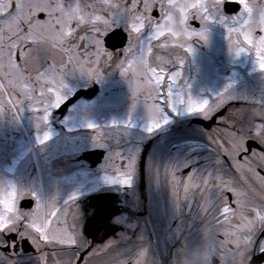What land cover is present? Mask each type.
<instances>
[{"label":"snow or ice","instance_id":"obj_1","mask_svg":"<svg viewBox=\"0 0 264 264\" xmlns=\"http://www.w3.org/2000/svg\"><path fill=\"white\" fill-rule=\"evenodd\" d=\"M99 2L109 10L107 15L88 11L79 0H0V111L5 105L15 110L27 99L33 111L42 114L37 119L46 123L50 109L59 107L64 99L63 77L70 70L69 65L92 77L99 75L102 63L115 61L121 73L128 76L133 96L143 98L148 113L147 132L167 123L169 109H183L208 119L231 100L228 86L212 100L185 96L179 90V70L174 68L183 63L184 50L191 52L190 39H205L204 25L217 17L227 28L230 49L237 55L253 51L256 67L264 71V5L258 9L257 0ZM85 25L90 26L88 31H80ZM121 30L127 43L122 48L106 46L109 37ZM77 38L80 43L68 44ZM45 40L60 50L58 64L55 60L47 67L41 63L42 59H50L41 46ZM29 64L37 65L34 73L28 71ZM238 117L239 113L233 115L232 110L226 116H215L225 125L223 130L213 129L216 135L210 134L211 142L217 145L216 159L222 169L205 173L193 169L183 177H172L173 188L178 197L187 200L190 214L187 220L180 218L175 223L178 233H191L198 220L208 217L242 249L247 264H253V252L264 254V205H250L247 190L231 173L247 183L246 172H251L264 186V172L249 162L250 157L264 161V111H255L244 120ZM246 120L255 125L251 136L228 127L237 121L243 126ZM87 127L95 129L97 125L89 123ZM50 135L45 130L37 140L43 143ZM109 167L112 175L106 179L110 183L131 182V160L115 153ZM246 207H251V214L237 212V208ZM78 215V210L67 202L58 207L15 184L0 186V264H17L23 252L21 243H30L37 250L40 264H47L46 254L40 251L44 245L68 250L69 264H149L143 247L125 251L112 240L103 244L90 242L81 232ZM233 215L239 216L240 223H231ZM259 264H264V260Z\"/></svg>","mask_w":264,"mask_h":264},{"label":"flooded vegetation","instance_id":"obj_2","mask_svg":"<svg viewBox=\"0 0 264 264\" xmlns=\"http://www.w3.org/2000/svg\"><path fill=\"white\" fill-rule=\"evenodd\" d=\"M79 3L88 11H100L104 15L109 11L99 0H79ZM262 5L264 0H257V8ZM218 19L217 17L204 25L208 36V40L205 38L207 46L210 44L220 48L222 44L229 42L227 28ZM89 27L85 25L80 31L87 32ZM73 42L80 43L77 38L75 41L70 40L68 44ZM49 43L50 41L45 40L41 46L47 50ZM124 43H127L126 34L121 30L109 37L106 46L122 48ZM190 43L192 50L194 48L196 54H203L206 59L202 58L199 69H185V65L192 60L197 61V58L192 59L185 51L182 52L183 59L186 58L185 64L174 68L181 72L178 81L182 94L212 100L228 86L227 94L231 100L212 117L205 119L198 113L182 112L181 109L172 112L169 109L167 123L149 133L145 130L148 113L143 98L133 96L128 76L121 73L115 61L102 63L99 75L92 77L69 65L70 70L63 77L64 99L59 107L50 109L46 123L41 119L42 132L47 130L51 133L47 141L36 143L31 138H25L28 135L19 134L23 138L21 145L28 141L31 144L29 152L22 151L13 144L15 135L11 141L6 138L10 134L6 129L10 125L5 123L3 127L0 126L1 144L9 147V150L15 145V151L20 152L19 156L14 155V161L6 160L9 162V170L5 174L0 172V186L15 184L21 189L36 192L41 199L58 207L67 202L78 210L76 220L83 236L90 242L103 244L112 240L116 247L125 251L143 247L147 250L149 264H161V261L163 264H181L178 245L183 243L188 247L197 246L205 225L215 229L220 246L218 255L222 254L225 247L238 248L232 237L225 236L206 216L195 223L191 233L187 230L183 233L176 231L175 222L180 218L187 220L190 214L187 200L182 196L178 197L173 188L172 177H183L193 169L197 173L222 169L223 165L216 159L217 145L211 142L210 134L216 135L213 129L219 127L223 130L225 125L215 116H226L232 110L233 115L239 113L238 119L244 120L255 111H264V71L256 67L255 55L251 50L244 55H237L231 49L225 58V53L221 56L219 53H211L202 39L193 37ZM223 48L225 49L224 46ZM54 50L57 52H46L50 59H42L44 67L53 63V60L59 63L62 54L58 48ZM36 67L37 65L29 64L28 71L34 73ZM71 99L73 101L67 107L64 106ZM195 119L204 123L196 124L193 122ZM89 123H94L97 127L88 128ZM228 127L247 136H251L255 129L252 120H246L243 126L237 121ZM148 144L141 169V152ZM92 151L100 155L98 163L93 166L92 161L87 160L90 156L83 155ZM115 153H120L125 160L132 162V167L128 170L131 177L129 184L110 183L106 179L112 175L109 165ZM249 162L251 166L264 172V161L250 157ZM225 174L230 173L225 171ZM231 174L247 190L250 205H264V186L253 178L251 172H246L247 183L239 181L238 175ZM96 195L103 197L90 200ZM30 206L31 204H22V207ZM99 208H104L105 214L102 216L111 212H116V215L104 223L94 224V227L90 224L88 238L83 227ZM237 212L251 214V207L237 208ZM231 223H240L239 216L233 215ZM19 247L23 248V252L17 258V264H40L37 250L30 243H21ZM40 251L46 254L47 264H69L71 260V253L59 246L44 245ZM255 255L257 253L253 252V256Z\"/></svg>","mask_w":264,"mask_h":264},{"label":"rangeland","instance_id":"obj_3","mask_svg":"<svg viewBox=\"0 0 264 264\" xmlns=\"http://www.w3.org/2000/svg\"><path fill=\"white\" fill-rule=\"evenodd\" d=\"M83 3V2H82ZM210 36V35H209ZM226 37V36H225ZM199 39V38H197ZM206 39L208 40V36L206 34ZM207 40L202 39V41L205 43V45L207 46ZM191 42V39L190 41ZM219 43H221V41H219ZM223 46L225 47V49L223 48ZM207 49L213 53L214 55H216V53H219V55L221 56L223 53H225V58H227V54L226 53H230V47H229V42H225V44H222V47H213L209 44V46H207ZM188 56L190 58H197V61L194 62H190L189 64L185 65L186 68L185 69H194V68H200L199 64L202 60V58L205 60L206 57L203 56V54H196V50L193 48V50H191V52H188L187 50H184ZM46 52H48L49 54L55 53L57 51L54 50V48L51 46V42L49 43V48L46 50ZM245 52H241V54L244 55ZM182 56H184L182 54ZM192 56V57H191ZM185 58V57H184ZM185 59H183V63L185 64ZM210 60V59H208ZM243 62V61H241ZM178 64L179 68L180 66H183L184 64ZM179 73L181 74V72L179 71ZM27 101V102H26ZM8 106L5 105L3 110L0 111V126L4 125L5 123L9 124L10 127H8L6 129V132H9L10 134L6 136V138L11 141L13 139V136L15 135V139L13 144L16 145L17 148H19L22 144V139L20 137L19 134H26L28 135V137L25 138H31L33 139L36 143H37V139L34 136H38L42 133V122L41 119L38 120L37 119V113L33 111V109L29 106V101L27 99H24L21 101V103L16 107L15 110H10L7 108ZM136 107V106H134ZM140 108V107H138ZM11 111V112H9ZM130 111V110H128ZM168 111V110H167ZM182 112H184L183 109H181ZM130 113V112H129ZM42 115V114H39ZM115 120V119H113ZM3 127V126H2ZM2 131L0 130V137H2L1 135ZM25 135V136H26ZM5 138V137H4ZM21 143H19V142ZM15 145L14 148L9 150V147H7L6 145H2L0 142V172H4L9 170V166L6 162V160H13L14 161V155H20V152L15 151ZM16 152V153H15ZM16 157V156H15Z\"/></svg>","mask_w":264,"mask_h":264},{"label":"clouds","instance_id":"obj_4","mask_svg":"<svg viewBox=\"0 0 264 264\" xmlns=\"http://www.w3.org/2000/svg\"><path fill=\"white\" fill-rule=\"evenodd\" d=\"M181 264H247L241 248H224L221 255L215 229L202 227V238L197 246L178 245Z\"/></svg>","mask_w":264,"mask_h":264},{"label":"water","instance_id":"obj_5","mask_svg":"<svg viewBox=\"0 0 264 264\" xmlns=\"http://www.w3.org/2000/svg\"><path fill=\"white\" fill-rule=\"evenodd\" d=\"M111 38H113V37H111ZM71 101H73V99L68 101V102H66L64 106L67 107L71 103ZM193 122L196 123V124H199V125H202L204 123L200 119H195V120H193ZM148 148H149V144L146 145L144 147V149L142 150V152H141V162H140L141 169H142L143 161H144V158L146 156ZM83 155H85V157L86 156H90V158L88 157L87 160L88 161H92V166L95 165L96 163H98L99 157H100L99 153L94 152V151L88 152V153H84ZM102 197H103V195H96V196H92L91 198L90 197L89 198H90V200L95 201V200L101 199ZM104 214H105L104 213V208H101V209L99 208L96 212L93 213L92 218L90 220L88 219V221L86 222V224L83 227V232H84V234L87 235L88 238H89L88 232H89L90 224H92V227H94L95 225H98L99 223H104L109 218H111L114 215H116V212H111L107 216H102ZM260 260H264V254H257L255 256H253V264H259Z\"/></svg>","mask_w":264,"mask_h":264}]
</instances>
